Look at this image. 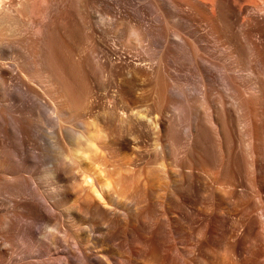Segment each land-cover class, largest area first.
<instances>
[{
  "label": "bare ground",
  "instance_id": "6f19581e",
  "mask_svg": "<svg viewBox=\"0 0 264 264\" xmlns=\"http://www.w3.org/2000/svg\"><path fill=\"white\" fill-rule=\"evenodd\" d=\"M0 264H264V0H0Z\"/></svg>",
  "mask_w": 264,
  "mask_h": 264
},
{
  "label": "rangeland",
  "instance_id": "374dc122",
  "mask_svg": "<svg viewBox=\"0 0 264 264\" xmlns=\"http://www.w3.org/2000/svg\"><path fill=\"white\" fill-rule=\"evenodd\" d=\"M102 28H100V31L98 32V34H97V41H96V43L95 44H93L92 45V47L97 51V52H99L98 54H99V58L101 59L102 58V56H105V55H107V56H109V58L111 59V61H113L112 63H113V65H114V62H115V65H117V66H119V67H127L126 68V70L127 69H129L130 67H131V69H132V66H134V65H136L137 63H139L140 61H139V59H142V54H140V52H138V51H136V49L134 50V47L133 46H130V48H128L129 47V45H125V44H122L123 46H125V47H123L120 43H116L115 44V47L117 46L118 47V49H117V47H116V49H115V51H114V44H112V41H111V28H110V31H109V27L107 26V25H104V27L105 28H103V25L101 26ZM106 27H108L107 29H106ZM108 33H111V34H108ZM110 35V36H109ZM108 41H107V40ZM111 42V43H110ZM121 46H120V45ZM113 45V46H112ZM128 46V47H127ZM121 47V48H120ZM124 49H123V48ZM127 47V48H126ZM131 47H133V48H131ZM111 50L112 49V53H108V51L107 50ZM119 49L121 50V51H119ZM123 49V50H122ZM132 52H131V51ZM119 53H118V52ZM123 51H125V53L123 52ZM115 52V53H114ZM123 54H122V53ZM127 52H129V53H127ZM136 53V54H135ZM139 53V54H138ZM112 54H114V55H112ZM117 54V55H116ZM125 54V55H124ZM121 55V56H120ZM123 55V56H122ZM133 55V56H132ZM138 55V56H137ZM140 55V56H139ZM117 58H116V57ZM118 56H119V58H118ZM136 60H135V59ZM115 60V61H114ZM123 62H122V61ZM135 60V61H134ZM119 64H118V63ZM137 62V63H136ZM120 63H122L121 65L122 66H120ZM124 63V64H123ZM130 63H132V64H130ZM126 65H128V66H126ZM130 65V66H129ZM129 67V68H128ZM130 69V70H131ZM117 75V74H116ZM114 73L110 76L112 79H114V76H116ZM119 77V76H118ZM180 83H181V86H182V90H181V93H182V96L183 97H185L186 95H187V89H189V88H192V86H194L195 84H194V82L192 81V80H188V81H180ZM183 88H184V90H183ZM111 90V91H110ZM109 91H103V92H100V91H98V92H96V94H94L93 96V99H94V101H95V104L96 105H98L99 107H104L106 104H107V102H108V100L109 101H112V99H110V97L112 96V91H113V89H110ZM96 95V96H95ZM95 110H98V108L96 107L95 109H93L91 112H87L86 113V115H85V117L84 118H82L80 121L82 122V124L81 125H77L76 124V122H72V123H62L61 124V122L59 123V122H57V120H56V124H58V126H56V129H57V127H59V126H63V127H69V128H72V126H74L72 129L73 130H84L87 126H90V123L92 122L91 120H92V118H94V117H96V113L98 112V111H95ZM92 114V115H91ZM96 114V115H95ZM94 115V116H93ZM93 116V117H92ZM85 123V124H84ZM61 124V125H60ZM66 124V125H65ZM69 124V125H68ZM49 125H50V123H47V125L46 124H44V122H43V127H44V129L45 130H49ZM82 125H84V126H82ZM71 126V127H70ZM80 126H82V128H80ZM78 128V129H77ZM49 163H50V167H49ZM159 163H153V164H151V165H145V170H147V171H149V170H151V169H153V168H155V167H157L156 165H158ZM144 167V165H141L140 166V168H143ZM49 168H51V162L49 161L48 162V160H46V161H43V162H41V164L39 165V170L40 171H42V172H45L46 170H48ZM172 171H175V170H173V168H172ZM166 183V181L165 180H163V181H161L160 182V184H162V185H164ZM51 187V186H50ZM162 188H164L163 186H162ZM161 188V185H160V190L159 191H157V192H155L151 197H150V199H151V201H159L160 202V199L163 197V199H165V201H166V194H165V192L163 191V190H165V189H162ZM166 191V190H165ZM164 193V194H163ZM160 195H163L162 197L160 196ZM163 199H161V201H162V203L164 202V200ZM161 203V202H160ZM161 203V204H162ZM163 205H165V204H163Z\"/></svg>",
  "mask_w": 264,
  "mask_h": 264
}]
</instances>
